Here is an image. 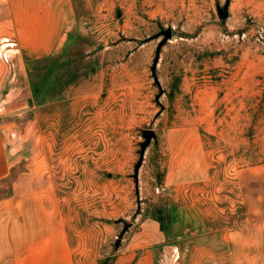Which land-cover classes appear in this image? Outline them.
I'll return each instance as SVG.
<instances>
[{
  "label": "rangeland",
  "instance_id": "rangeland-1",
  "mask_svg": "<svg viewBox=\"0 0 264 264\" xmlns=\"http://www.w3.org/2000/svg\"><path fill=\"white\" fill-rule=\"evenodd\" d=\"M5 1L0 128L18 163L0 181L4 231L60 228L68 263L113 264L120 221L135 225L128 239L189 206L213 231L190 256L264 264V0H71L66 22L41 19L52 0H37V21H10ZM146 130L157 140L138 196Z\"/></svg>",
  "mask_w": 264,
  "mask_h": 264
},
{
  "label": "crops",
  "instance_id": "crops-1",
  "mask_svg": "<svg viewBox=\"0 0 264 264\" xmlns=\"http://www.w3.org/2000/svg\"><path fill=\"white\" fill-rule=\"evenodd\" d=\"M36 2L37 0L5 1L4 3L9 10L8 20L37 21ZM72 4L71 0H52L49 3L48 16L41 19L50 21L54 16L53 20L59 18L65 22L73 21ZM17 5L23 7L19 10L21 15L16 13ZM5 132L4 127L0 128V181L6 176L7 170L18 163V161L12 160L6 165L4 162L3 150L5 151V147H3V141ZM20 181L22 179H19ZM20 186L17 185V188L13 189V200H16V197H19L23 191L18 188ZM2 201L0 199V203ZM1 207L3 205H0V209ZM194 213H197L196 209L189 206L174 207L170 210V223L167 226L153 217L146 218L139 223L132 237L123 238L121 251L115 255V264H166L167 261H171L173 264H183L185 246H188L186 250L188 264H207V262L238 264V261L228 259L220 261L217 255L212 256L213 259L210 260L207 257L204 259L201 257L200 260L199 257L190 256L191 253L197 251V248L193 246V250H190L189 246L196 243L199 236L210 237L213 233V231L209 232L211 228H206V222L197 223L196 218L189 215H194ZM134 226L133 223L130 231L133 230ZM13 228L14 226L12 227V234H9L8 230L4 231L3 224H0V264H71L68 263V251L70 252V250L67 236L62 229L56 230L54 235L50 231H43L36 239L34 229L31 232L28 230L26 238L25 236L21 238L19 232H15ZM224 238L225 236L222 237V239Z\"/></svg>",
  "mask_w": 264,
  "mask_h": 264
},
{
  "label": "water",
  "instance_id": "water-1",
  "mask_svg": "<svg viewBox=\"0 0 264 264\" xmlns=\"http://www.w3.org/2000/svg\"><path fill=\"white\" fill-rule=\"evenodd\" d=\"M223 15H225V13H223ZM164 37V39L159 43L158 48H157V52H156V57H155V61H154V65L152 68L153 73L155 74L156 69H157V65L159 63L160 60V54H161V50L163 48V46L172 38L173 33L171 29H167V30H163L161 31V33L157 36V37ZM163 95V91L160 92V94L157 97V102L159 103V99L160 97ZM143 138L145 139V141L143 143H141L140 147V158L138 163L135 166V174H134V179H135V183H136V188H137V195L139 196V173H140V169L143 166L144 163V159H145V155H146V151L147 148L151 145V143L153 141L157 140V135L153 130H146L143 132ZM120 223L123 224V229L121 231V233L119 234L117 241L115 243V249H119V247L122 244L123 238L124 236L127 234V232L130 230V228L132 227L133 223L122 220L120 221Z\"/></svg>",
  "mask_w": 264,
  "mask_h": 264
},
{
  "label": "built area",
  "instance_id": "built-area-1",
  "mask_svg": "<svg viewBox=\"0 0 264 264\" xmlns=\"http://www.w3.org/2000/svg\"><path fill=\"white\" fill-rule=\"evenodd\" d=\"M166 189L163 186L156 187L155 192L157 195L164 194Z\"/></svg>",
  "mask_w": 264,
  "mask_h": 264
},
{
  "label": "trees",
  "instance_id": "trees-1",
  "mask_svg": "<svg viewBox=\"0 0 264 264\" xmlns=\"http://www.w3.org/2000/svg\"><path fill=\"white\" fill-rule=\"evenodd\" d=\"M161 223H163V221L159 220ZM112 258H108V259H105L104 261L100 262V264H110L111 263ZM113 264H115V260L113 262Z\"/></svg>",
  "mask_w": 264,
  "mask_h": 264
}]
</instances>
